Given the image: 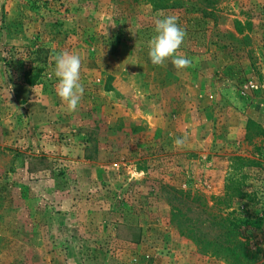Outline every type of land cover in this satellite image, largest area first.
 <instances>
[{"label": "rangeland", "instance_id": "rangeland-1", "mask_svg": "<svg viewBox=\"0 0 264 264\" xmlns=\"http://www.w3.org/2000/svg\"><path fill=\"white\" fill-rule=\"evenodd\" d=\"M172 1L0 0V264H228L196 242L220 235L213 214L249 224L264 264V145L244 139L264 125V0ZM167 15L192 67L148 57ZM37 47L28 85L20 53ZM61 50L82 57L73 112Z\"/></svg>", "mask_w": 264, "mask_h": 264}, {"label": "clouds", "instance_id": "clouds-1", "mask_svg": "<svg viewBox=\"0 0 264 264\" xmlns=\"http://www.w3.org/2000/svg\"><path fill=\"white\" fill-rule=\"evenodd\" d=\"M178 21L176 15H167L155 20L154 35L147 44L148 57L153 65L163 67L166 61L171 60L178 71L193 66V58L179 51L187 33ZM52 61L54 67L51 75L56 78V95L66 105L67 110L73 112L84 95V85L81 82L82 57L79 53L61 50L53 53ZM186 141L187 136L177 137L174 146L181 148Z\"/></svg>", "mask_w": 264, "mask_h": 264}, {"label": "trees", "instance_id": "trees-1", "mask_svg": "<svg viewBox=\"0 0 264 264\" xmlns=\"http://www.w3.org/2000/svg\"><path fill=\"white\" fill-rule=\"evenodd\" d=\"M179 3V0L172 1L170 7H174ZM183 4V0H180V4ZM196 3V2H195ZM207 3H211L208 1ZM181 4V5H182ZM25 51V50H24ZM27 52L20 53V59L25 58V69L22 72L23 80L28 85L35 84L38 76L41 74V68L39 63H42V49L37 47L34 50L26 49ZM249 144L257 145L258 140L261 144L256 146L259 149L261 145H264V125L256 123L253 120H248L246 123V134L244 138ZM239 160L238 158H236ZM248 166L261 167L260 160H246ZM48 169L41 167L40 169L28 168L29 173L39 172L41 170ZM232 190V196L236 197L239 195V191L235 188ZM211 213H208L210 216ZM230 214L227 215H211L212 221H209L212 226L218 229L221 233L216 239H205L198 238L196 242L200 244L203 251H208L215 257H221L228 264H253L258 257L259 247L245 239L243 240L244 229H250L249 224L242 227L240 221L230 218Z\"/></svg>", "mask_w": 264, "mask_h": 264}]
</instances>
